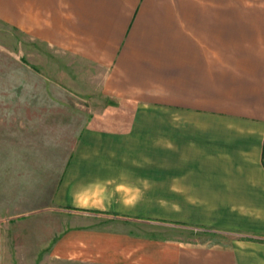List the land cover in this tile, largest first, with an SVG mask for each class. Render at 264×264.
I'll list each match as a JSON object with an SVG mask.
<instances>
[{
    "label": "crops",
    "instance_id": "crops-1",
    "mask_svg": "<svg viewBox=\"0 0 264 264\" xmlns=\"http://www.w3.org/2000/svg\"><path fill=\"white\" fill-rule=\"evenodd\" d=\"M0 21L104 68L116 98L63 168L53 204L77 221L54 258L264 264V0H0Z\"/></svg>",
    "mask_w": 264,
    "mask_h": 264
},
{
    "label": "rangeland",
    "instance_id": "rangeland-1",
    "mask_svg": "<svg viewBox=\"0 0 264 264\" xmlns=\"http://www.w3.org/2000/svg\"><path fill=\"white\" fill-rule=\"evenodd\" d=\"M105 75L0 21V264H70L52 248L77 220L53 196L82 132L115 106ZM158 233L210 245L232 239L181 226H158Z\"/></svg>",
    "mask_w": 264,
    "mask_h": 264
}]
</instances>
